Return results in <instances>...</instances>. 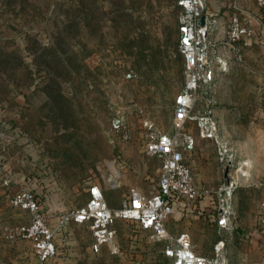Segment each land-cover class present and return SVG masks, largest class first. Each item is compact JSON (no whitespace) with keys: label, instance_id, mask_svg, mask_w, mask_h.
<instances>
[{"label":"rangeland","instance_id":"rangeland-1","mask_svg":"<svg viewBox=\"0 0 264 264\" xmlns=\"http://www.w3.org/2000/svg\"><path fill=\"white\" fill-rule=\"evenodd\" d=\"M176 1L0 0V264L36 262L31 243L15 233L30 221L9 204L16 191L35 194L52 228L88 203L92 185L103 188L111 209L121 208L130 188L155 192L160 162L145 153L147 127L173 132L184 78ZM204 1L224 30L236 11L253 34L239 42L242 62L230 60L231 70L194 105L197 117L183 129L192 136H200L197 118L210 110L264 107V12L255 0ZM209 152L218 166L211 186L226 185L220 164L229 152L215 140ZM263 183L264 174L251 173L236 179L230 195L212 191L176 204L166 227L171 235L187 232L205 255L221 242L226 264H264ZM221 206L231 210L226 228L215 222ZM65 226L56 232L57 264H170L164 242L132 220L113 215L115 248L99 252L90 249L88 224Z\"/></svg>","mask_w":264,"mask_h":264},{"label":"built area","instance_id":"built-area-1","mask_svg":"<svg viewBox=\"0 0 264 264\" xmlns=\"http://www.w3.org/2000/svg\"><path fill=\"white\" fill-rule=\"evenodd\" d=\"M255 1L264 12V0ZM176 2L179 7L177 49L183 56L184 78L173 104V132H162L151 124L147 127L145 153L156 157L160 162L155 192L146 194L130 188L121 208L111 209L104 200L103 188L92 185L88 203L66 213L52 228L46 221L35 194L28 190L16 191L10 196L9 204L27 211L30 221L19 224L15 233L31 243L36 256L35 264H57L59 250L56 232L66 231L67 222L89 225L92 232V252H99L103 245L115 248V231L110 228L113 215L136 222L151 241L164 242L162 253L170 264H226L221 242L214 245L211 255H205L194 249L187 232L171 235L166 223L173 213L174 202L193 203L210 193L207 186H199L194 181L192 168L187 161L189 150L194 146V138L183 129L187 122L197 117L192 110L200 95L210 91L216 77L229 70L230 60L242 62L239 42L250 37L253 32L249 26V18L232 11L226 17L224 37L220 40L212 39L211 34L218 21L206 10L205 1ZM201 17H204L203 24H200ZM197 119L200 136L214 137L215 122L208 115H200ZM235 168L238 170L239 166ZM243 174L244 171L241 175ZM116 179L117 175L109 177V187H116ZM235 183L236 179L231 178L226 185L219 186L216 192L219 196L230 195ZM262 185L264 189V183ZM261 199L259 223L264 227V194ZM223 200L224 198L220 201ZM230 214L229 208L218 207L215 215L217 226L226 228Z\"/></svg>","mask_w":264,"mask_h":264},{"label":"crops","instance_id":"crops-1","mask_svg":"<svg viewBox=\"0 0 264 264\" xmlns=\"http://www.w3.org/2000/svg\"><path fill=\"white\" fill-rule=\"evenodd\" d=\"M217 23L219 24L212 32L211 38L220 40L224 37V26L220 21ZM231 68L232 66L229 67L230 70ZM261 87V91H264V78L261 80ZM241 97H244V93L240 94ZM201 115H208L215 122L216 131L211 138L193 133L194 146L189 150L187 161L197 185L209 187L210 192L217 190L211 186V181L217 178L215 170L218 168L216 161L211 160L213 157H210L209 152L214 140L223 144L230 154L226 162L220 164L224 168L223 177L227 183L231 178H241L246 181L251 173L255 176L264 174V107L262 105L258 108H245L240 104L234 108L210 110L207 114ZM192 155L194 158L190 160ZM204 156L206 160L202 159ZM230 166H239V169L233 171L229 169ZM226 168L228 172L225 174ZM243 171L244 174L241 175ZM236 172L239 173L237 178L234 176Z\"/></svg>","mask_w":264,"mask_h":264},{"label":"water","instance_id":"water-1","mask_svg":"<svg viewBox=\"0 0 264 264\" xmlns=\"http://www.w3.org/2000/svg\"><path fill=\"white\" fill-rule=\"evenodd\" d=\"M204 23V17H201L200 19V24ZM228 172V168L225 169V174Z\"/></svg>","mask_w":264,"mask_h":264},{"label":"trees","instance_id":"trees-1","mask_svg":"<svg viewBox=\"0 0 264 264\" xmlns=\"http://www.w3.org/2000/svg\"><path fill=\"white\" fill-rule=\"evenodd\" d=\"M176 204L178 205V204H180V203H178V202H174V203H173V208H175V205H176Z\"/></svg>","mask_w":264,"mask_h":264},{"label":"bare ground","instance_id":"bare-ground-1","mask_svg":"<svg viewBox=\"0 0 264 264\" xmlns=\"http://www.w3.org/2000/svg\"><path fill=\"white\" fill-rule=\"evenodd\" d=\"M135 213V212H134Z\"/></svg>","mask_w":264,"mask_h":264}]
</instances>
